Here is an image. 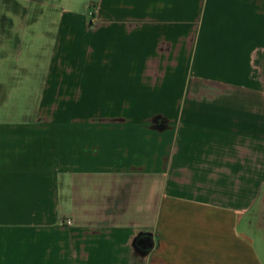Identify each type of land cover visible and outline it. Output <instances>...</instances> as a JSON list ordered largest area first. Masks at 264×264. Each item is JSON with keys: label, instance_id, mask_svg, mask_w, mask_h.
Instances as JSON below:
<instances>
[{"label": "crops", "instance_id": "obj_1", "mask_svg": "<svg viewBox=\"0 0 264 264\" xmlns=\"http://www.w3.org/2000/svg\"><path fill=\"white\" fill-rule=\"evenodd\" d=\"M54 24L37 116L0 123V264H264V0Z\"/></svg>", "mask_w": 264, "mask_h": 264}, {"label": "rangeland", "instance_id": "obj_2", "mask_svg": "<svg viewBox=\"0 0 264 264\" xmlns=\"http://www.w3.org/2000/svg\"><path fill=\"white\" fill-rule=\"evenodd\" d=\"M93 1L0 0V123L37 116L52 57L54 23L67 13L85 14ZM69 128L75 134L80 126L72 123ZM254 231L262 236L264 230ZM261 251L264 258V246Z\"/></svg>", "mask_w": 264, "mask_h": 264}, {"label": "water", "instance_id": "obj_3", "mask_svg": "<svg viewBox=\"0 0 264 264\" xmlns=\"http://www.w3.org/2000/svg\"><path fill=\"white\" fill-rule=\"evenodd\" d=\"M262 224L264 225V215L262 217ZM136 246H138L143 254H147L150 252L156 245V241L152 234L149 235H142L140 234L137 238Z\"/></svg>", "mask_w": 264, "mask_h": 264}, {"label": "built area", "instance_id": "obj_4", "mask_svg": "<svg viewBox=\"0 0 264 264\" xmlns=\"http://www.w3.org/2000/svg\"><path fill=\"white\" fill-rule=\"evenodd\" d=\"M70 223V222H69Z\"/></svg>", "mask_w": 264, "mask_h": 264}]
</instances>
